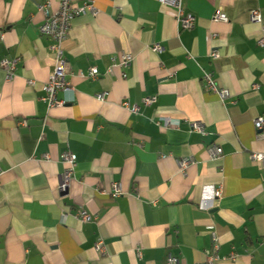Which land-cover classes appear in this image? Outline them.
<instances>
[{
    "label": "crops",
    "instance_id": "obj_1",
    "mask_svg": "<svg viewBox=\"0 0 264 264\" xmlns=\"http://www.w3.org/2000/svg\"><path fill=\"white\" fill-rule=\"evenodd\" d=\"M60 1L0 0V264H264V0H183L189 30L161 0H72L97 15L71 23L50 108Z\"/></svg>",
    "mask_w": 264,
    "mask_h": 264
},
{
    "label": "built area",
    "instance_id": "obj_2",
    "mask_svg": "<svg viewBox=\"0 0 264 264\" xmlns=\"http://www.w3.org/2000/svg\"><path fill=\"white\" fill-rule=\"evenodd\" d=\"M161 2L168 3L176 10H178V14H179L178 23L180 24L181 29L189 30L194 28L195 18L192 15H183V9H184L183 0H161ZM88 13L97 15V11L92 6L86 5L82 8H78L74 5L72 0H61L59 13L56 16L51 17L41 27V33L44 36L52 39L55 43L53 48V51L56 55L55 69L52 76L50 77L49 82L44 87V92L46 94L45 102L48 104L50 108L60 106L62 103L59 102L58 96L61 93H67L71 91L70 85L66 81V72H65L66 61L62 46L64 42L67 40L71 23L73 22V20L76 19L77 17L84 16ZM251 20L253 23H256L258 25L262 24V16L258 11L252 12ZM214 21L224 24L229 23V19L222 13H216L214 15ZM263 42L264 41H260L259 44L262 45ZM159 50H160L159 47H155L154 49L155 52ZM217 57L218 55L216 54L213 55V59H216ZM131 62H132V58L127 55L121 58V66L124 68L129 67ZM14 66L15 65L10 63L9 61H4L2 63V68L8 72V77L10 78L14 70ZM82 77L85 79L96 80L99 77L98 71L96 69H91L88 73L82 75ZM206 80L210 84L211 88L215 90L213 87L214 83L210 80V77H206ZM224 96H226V93L224 94ZM98 99L102 100L103 96H99ZM154 102L155 100H151V99H147L144 101V103L147 105L152 104ZM254 127L258 131V133L260 132L262 133L264 129V120L258 119L255 122ZM194 128L198 131L202 130V126L200 124L194 125ZM222 154L223 152L221 149L215 148L211 151V158L213 160L220 159ZM66 159L70 163L74 162V157L72 156H68ZM253 160L258 165L264 167V154H255L253 156ZM191 162L192 161L190 160L183 161L181 163L182 169H186ZM209 192L213 195L214 199L219 200L222 197L221 190L212 189ZM120 193L121 192L118 189V187L114 186L113 197L115 198L120 197ZM79 217L81 218V220L85 222L91 221V217H89L85 212H80ZM213 246H214L213 251L208 252L207 255L208 257L217 258L219 252V246H218V239L215 236L213 237ZM104 250L105 249L103 243H100L95 247V251L97 253H103ZM167 264H178V259L171 258L168 260Z\"/></svg>",
    "mask_w": 264,
    "mask_h": 264
}]
</instances>
